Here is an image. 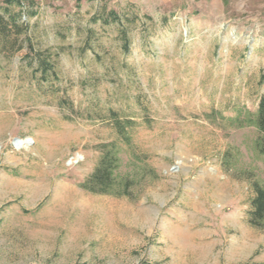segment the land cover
<instances>
[{"label": "rangeland", "instance_id": "obj_1", "mask_svg": "<svg viewBox=\"0 0 264 264\" xmlns=\"http://www.w3.org/2000/svg\"><path fill=\"white\" fill-rule=\"evenodd\" d=\"M262 96L264 0H0V264H264Z\"/></svg>", "mask_w": 264, "mask_h": 264}, {"label": "trees", "instance_id": "obj_2", "mask_svg": "<svg viewBox=\"0 0 264 264\" xmlns=\"http://www.w3.org/2000/svg\"><path fill=\"white\" fill-rule=\"evenodd\" d=\"M100 18L105 22H112L119 20L120 17L115 11L111 10L106 16L101 15ZM247 122L258 129L260 136L256 140V147L264 154V96L260 99L257 111L253 114L248 113ZM120 162L121 158L117 150L114 152L106 151L93 174L84 182V186L95 192L109 193L113 191L115 182H118L116 172ZM126 182L127 180L119 179L121 185L126 184ZM248 220L253 226L264 229V186L260 183L254 184V196L251 199Z\"/></svg>", "mask_w": 264, "mask_h": 264}, {"label": "bare ground", "instance_id": "obj_3", "mask_svg": "<svg viewBox=\"0 0 264 264\" xmlns=\"http://www.w3.org/2000/svg\"><path fill=\"white\" fill-rule=\"evenodd\" d=\"M28 140H22L19 142V144H17V147H26L28 146Z\"/></svg>", "mask_w": 264, "mask_h": 264}, {"label": "water", "instance_id": "obj_4", "mask_svg": "<svg viewBox=\"0 0 264 264\" xmlns=\"http://www.w3.org/2000/svg\"><path fill=\"white\" fill-rule=\"evenodd\" d=\"M19 142H20V139L15 140V144H19Z\"/></svg>", "mask_w": 264, "mask_h": 264}]
</instances>
